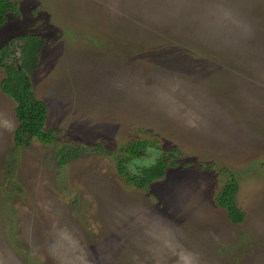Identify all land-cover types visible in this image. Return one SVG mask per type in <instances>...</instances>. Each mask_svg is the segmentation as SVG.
<instances>
[{"label":"rangeland","instance_id":"obj_1","mask_svg":"<svg viewBox=\"0 0 264 264\" xmlns=\"http://www.w3.org/2000/svg\"><path fill=\"white\" fill-rule=\"evenodd\" d=\"M13 2L0 48L43 41L30 81L53 138L16 147L0 90V264H264V0ZM137 139L153 147L131 174L175 154L143 190L116 171ZM61 147L82 151L60 166ZM225 169L240 225L215 202Z\"/></svg>","mask_w":264,"mask_h":264},{"label":"trees","instance_id":"obj_2","mask_svg":"<svg viewBox=\"0 0 264 264\" xmlns=\"http://www.w3.org/2000/svg\"><path fill=\"white\" fill-rule=\"evenodd\" d=\"M17 12L16 3L13 0H0V27L5 23L9 14ZM20 55L13 62H9L12 54L14 41L10 40L6 46L0 48V70H3L5 77L0 82L2 93L10 97L16 104L15 117L18 123L14 133L16 147H27L33 138L43 144H50L53 138L51 131L45 130L47 119V107L39 100L32 91L30 75L38 68L39 56L44 45L39 36L27 34L19 37ZM153 140L152 142H154ZM150 143L143 139L129 141L121 148V155L117 159L116 171L119 177L123 178L127 185L136 189H146L153 182L163 178L169 166H174L172 160L174 151L163 153L156 159L155 163L145 166L137 174L128 171V165L132 160L142 159ZM98 150L102 149L99 145ZM82 150L79 148H63L57 151V160L60 166L67 164L70 160L76 159ZM225 182L218 193L215 202L221 209L225 210L229 221L234 225L242 224L244 213L236 203L238 182L231 171L225 169Z\"/></svg>","mask_w":264,"mask_h":264},{"label":"clouds","instance_id":"obj_3","mask_svg":"<svg viewBox=\"0 0 264 264\" xmlns=\"http://www.w3.org/2000/svg\"><path fill=\"white\" fill-rule=\"evenodd\" d=\"M65 239H68V245L69 247H75L76 242L74 240H71L70 238L64 237ZM60 264H86V257L83 253L77 255L74 257L71 261H60Z\"/></svg>","mask_w":264,"mask_h":264},{"label":"flooded vegetation","instance_id":"obj_4","mask_svg":"<svg viewBox=\"0 0 264 264\" xmlns=\"http://www.w3.org/2000/svg\"><path fill=\"white\" fill-rule=\"evenodd\" d=\"M20 55V54H19Z\"/></svg>","mask_w":264,"mask_h":264}]
</instances>
